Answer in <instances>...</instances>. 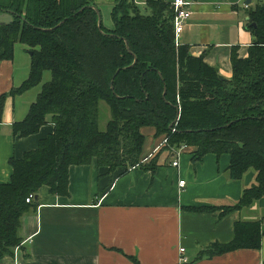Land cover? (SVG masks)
Segmentation results:
<instances>
[{
  "label": "trees",
  "instance_id": "1",
  "mask_svg": "<svg viewBox=\"0 0 264 264\" xmlns=\"http://www.w3.org/2000/svg\"><path fill=\"white\" fill-rule=\"evenodd\" d=\"M93 6L94 0H0V12L12 17L0 24V62L12 58L17 43L31 52L28 78L10 93L37 85L45 70L51 74L26 118L14 123V134L53 125L36 149L9 159L10 179L0 183V259L20 245L21 218L36 208L41 186L51 195H68L71 165L95 160L108 172L153 171L155 160L141 159L145 126L163 136L169 151L193 147L194 162L206 153H228L230 180L254 171L236 204L207 210L226 214L264 196V0L247 13L255 40L244 58L232 51L227 79L187 46H175L172 3L148 0L150 13L142 14L134 0H114L111 27L98 26ZM101 102L110 115L103 129ZM262 235L260 222L237 221L233 239L212 245L209 253L257 249Z\"/></svg>",
  "mask_w": 264,
  "mask_h": 264
},
{
  "label": "crops",
  "instance_id": "2",
  "mask_svg": "<svg viewBox=\"0 0 264 264\" xmlns=\"http://www.w3.org/2000/svg\"><path fill=\"white\" fill-rule=\"evenodd\" d=\"M147 1L134 0L142 14L150 13ZM183 1L190 17L175 36L176 43L230 78L232 51L244 58L254 43L247 13L261 0ZM113 3L94 0L107 27L112 26V20L104 18L103 10L109 7L111 11ZM30 63L29 49L21 43L15 44L11 59L0 62V96L6 95L0 105V183L10 179L9 159L36 149L53 130L48 120L34 134H14V123L26 118L43 84L49 81L46 77L38 86L10 93L28 78ZM142 133L145 139L152 138L149 144L144 140L141 159L144 163L155 160L153 171L134 167L108 172L95 160L71 165L68 195H51L44 185L39 188L36 208L21 218L20 245L12 255L1 258L0 264H264V235L257 249L209 253L212 245L233 239L237 221H258L264 232L260 215L264 213V196L226 214L206 209L236 204L242 191L253 184L254 171L230 180L228 153H206L194 162V148L188 146L179 148V163L173 167V153L164 147L163 136H155L150 126L143 127ZM179 180L185 181L183 187ZM180 247L184 248L181 254ZM181 255L186 262H180Z\"/></svg>",
  "mask_w": 264,
  "mask_h": 264
},
{
  "label": "built area",
  "instance_id": "3",
  "mask_svg": "<svg viewBox=\"0 0 264 264\" xmlns=\"http://www.w3.org/2000/svg\"><path fill=\"white\" fill-rule=\"evenodd\" d=\"M173 9H174V16L172 19L173 28L175 32V36L179 35L182 30L184 29L185 22L190 17V13L184 8V1L183 0H173L172 1ZM166 143V140L163 141ZM184 148V147H181ZM173 153V160L171 161V166L177 167L180 158V150L179 149H172ZM179 187H183L185 185L184 180H179L178 182ZM33 199V195H29L26 198V202H30ZM184 251L183 247L179 248L180 254ZM187 259L184 256H180V262H186Z\"/></svg>",
  "mask_w": 264,
  "mask_h": 264
},
{
  "label": "rangeland",
  "instance_id": "4",
  "mask_svg": "<svg viewBox=\"0 0 264 264\" xmlns=\"http://www.w3.org/2000/svg\"><path fill=\"white\" fill-rule=\"evenodd\" d=\"M106 13H108V15H106ZM103 16H104L105 19L107 18V16L110 18V9H109V7H105V9L103 10ZM112 24L113 23L111 22V25ZM104 25L107 26L105 23H104ZM174 43H175V46L178 47V44L176 43L175 40H174ZM42 75H43V78L41 77V79H43V81L46 79V77L48 78V80H50V78H51L50 71H48V70L43 71ZM35 89H37V88H35ZM108 110L109 109H108L107 105L104 102H101L100 107H99V111H100V113H99V124H100V127L102 129L105 128L106 123H107V119L110 116ZM150 140L152 141V138L151 139H145L147 144H149ZM260 215H262L261 219L264 220V213L260 212Z\"/></svg>",
  "mask_w": 264,
  "mask_h": 264
},
{
  "label": "water",
  "instance_id": "5",
  "mask_svg": "<svg viewBox=\"0 0 264 264\" xmlns=\"http://www.w3.org/2000/svg\"><path fill=\"white\" fill-rule=\"evenodd\" d=\"M94 9L96 10V13H97V16H98V26H100V24H101V14H100V11L96 7H94ZM11 21H12V17H11V15L9 13H6V12H2L1 13L0 12V24H8ZM251 25L254 26V23H251ZM219 78L220 79H227V78H225L224 76H222L220 74H219ZM172 124L169 125V128H171ZM34 199L36 200L37 199V196H35Z\"/></svg>",
  "mask_w": 264,
  "mask_h": 264
}]
</instances>
